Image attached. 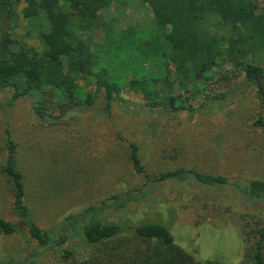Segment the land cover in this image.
<instances>
[{
	"label": "trees",
	"instance_id": "trees-1",
	"mask_svg": "<svg viewBox=\"0 0 264 264\" xmlns=\"http://www.w3.org/2000/svg\"><path fill=\"white\" fill-rule=\"evenodd\" d=\"M115 1L66 0L63 10L58 0H23V17L44 22L39 32L43 48L38 49L12 33L20 0H0V21L6 25L0 33V92L11 91L7 104L27 98L35 116L50 123L74 111L99 108L110 113L115 101L135 104L123 96L126 81L128 90L140 95L141 107L172 115H192L212 102H223L237 93L236 87H255L264 108V7L253 0H142L152 11L153 28L105 32L103 41L93 42L90 33L97 27L99 11ZM225 67L237 72L235 84L202 94L196 106L184 104L187 93L198 96L207 80ZM254 124L264 128V118ZM129 148L134 171L149 178L136 144L131 142ZM5 151L0 171L9 184L12 209L27 229L26 244L36 245L22 258L11 255L0 264H41L52 250H59L61 264H222L196 260L174 243L164 224L108 219L109 207H123L136 198L132 191L111 193L68 213L52 229L40 227L25 202L16 142L8 129ZM188 174L199 184L230 185L247 198H264V178L241 184L223 175L180 168L162 172L155 180H183ZM21 225L0 217L3 235L22 234ZM73 239L84 252L76 262L80 249L68 244ZM247 257L250 264H264V227Z\"/></svg>",
	"mask_w": 264,
	"mask_h": 264
},
{
	"label": "rangeland",
	"instance_id": "rangeland-1",
	"mask_svg": "<svg viewBox=\"0 0 264 264\" xmlns=\"http://www.w3.org/2000/svg\"><path fill=\"white\" fill-rule=\"evenodd\" d=\"M253 1L258 8L264 7V0ZM24 5L20 0L19 20L12 33L42 49L39 32L44 22L24 18ZM57 7L66 10V0H58ZM5 27L0 21V33ZM129 27L136 31L154 27L152 11L142 0H116L101 9L90 34L93 42H101L105 32ZM236 73L233 67H225L224 72L213 74L198 96L186 94L184 104L196 106L202 94L227 90L238 80ZM126 85L123 81V96L135 104L115 101L110 113L99 108L74 111L56 123L37 118L27 98L9 106L11 91L0 92V166L8 129L16 142L17 167L31 217L40 227L52 229L64 215L111 193H142L123 207H109L107 218L164 224L174 243L199 261L250 264L247 254L264 227V198H247L230 185L199 184L190 174L183 180L155 178L181 168L223 175L241 184L263 179L264 128L254 121L264 118V108L255 87H236L235 95L192 115L186 111L172 115L141 107L140 95ZM131 142L149 178L134 171ZM12 203L8 181L0 171V217L21 225ZM21 228L22 234L0 233V260L11 255L22 258L36 245L26 244L27 229ZM68 244L80 249L74 261L81 260L84 252L79 240ZM59 256V250H52L41 264H61Z\"/></svg>",
	"mask_w": 264,
	"mask_h": 264
}]
</instances>
